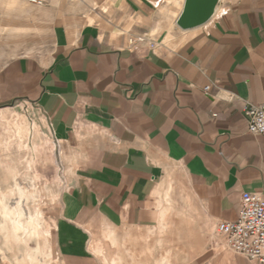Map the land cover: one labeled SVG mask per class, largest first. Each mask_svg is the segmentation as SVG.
I'll list each match as a JSON object with an SVG mask.
<instances>
[{"label":"crops","instance_id":"obj_1","mask_svg":"<svg viewBox=\"0 0 264 264\" xmlns=\"http://www.w3.org/2000/svg\"><path fill=\"white\" fill-rule=\"evenodd\" d=\"M36 1L0 0V111L30 107L70 172L59 264H104L117 243L162 264L163 241L184 264H254L217 225L243 193L264 200V137L244 115L264 103V0H219L186 31L184 0Z\"/></svg>","mask_w":264,"mask_h":264},{"label":"rangeland","instance_id":"obj_2","mask_svg":"<svg viewBox=\"0 0 264 264\" xmlns=\"http://www.w3.org/2000/svg\"><path fill=\"white\" fill-rule=\"evenodd\" d=\"M38 45L49 43L42 35ZM69 184L70 172L35 112L21 104L0 111V255L6 264H59L53 228ZM170 213L183 216L178 209ZM126 244L117 243L121 257L111 251L104 264H137L133 251L123 248ZM161 245L162 264L187 261L182 249L174 255L172 243Z\"/></svg>","mask_w":264,"mask_h":264},{"label":"built area","instance_id":"obj_3","mask_svg":"<svg viewBox=\"0 0 264 264\" xmlns=\"http://www.w3.org/2000/svg\"><path fill=\"white\" fill-rule=\"evenodd\" d=\"M30 2L41 4L36 0ZM203 91L207 94L209 87ZM244 115L248 133L264 137V103L247 105ZM217 232L225 238L232 252L254 264H264V200L258 195L243 193L236 218L219 223Z\"/></svg>","mask_w":264,"mask_h":264},{"label":"water","instance_id":"obj_4","mask_svg":"<svg viewBox=\"0 0 264 264\" xmlns=\"http://www.w3.org/2000/svg\"><path fill=\"white\" fill-rule=\"evenodd\" d=\"M219 0H184L176 26L190 30L202 26L213 16Z\"/></svg>","mask_w":264,"mask_h":264}]
</instances>
